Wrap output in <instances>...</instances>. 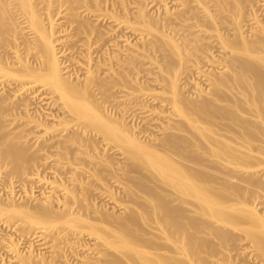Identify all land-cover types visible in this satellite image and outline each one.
<instances>
[{
    "label": "bare ground",
    "instance_id": "obj_1",
    "mask_svg": "<svg viewBox=\"0 0 264 264\" xmlns=\"http://www.w3.org/2000/svg\"><path fill=\"white\" fill-rule=\"evenodd\" d=\"M0 264H264V0H0Z\"/></svg>",
    "mask_w": 264,
    "mask_h": 264
}]
</instances>
